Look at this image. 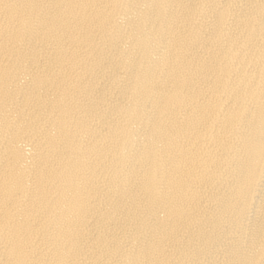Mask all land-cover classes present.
<instances>
[{
  "label": "bare ground",
  "instance_id": "1",
  "mask_svg": "<svg viewBox=\"0 0 264 264\" xmlns=\"http://www.w3.org/2000/svg\"><path fill=\"white\" fill-rule=\"evenodd\" d=\"M0 264H264V0H0Z\"/></svg>",
  "mask_w": 264,
  "mask_h": 264
}]
</instances>
